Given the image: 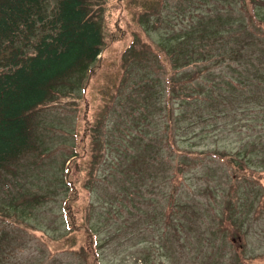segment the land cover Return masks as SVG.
<instances>
[{"label": "rangeland", "instance_id": "374dc122", "mask_svg": "<svg viewBox=\"0 0 264 264\" xmlns=\"http://www.w3.org/2000/svg\"><path fill=\"white\" fill-rule=\"evenodd\" d=\"M200 1H103L106 45L93 75L38 114L37 149L0 170V264H264V175H236L214 156L263 170L264 76L242 83L247 107L246 94L230 95L239 103L232 112L213 89L215 110L192 105L184 115L175 105L183 120L175 142L188 154L178 157L166 141L171 71L153 55L192 17L221 26L218 5ZM262 42L252 48L264 51ZM225 58L216 73L235 67ZM255 64L264 75V58ZM176 163L185 175L175 192ZM69 204L76 230L65 237Z\"/></svg>", "mask_w": 264, "mask_h": 264}, {"label": "trees", "instance_id": "16d2710c", "mask_svg": "<svg viewBox=\"0 0 264 264\" xmlns=\"http://www.w3.org/2000/svg\"><path fill=\"white\" fill-rule=\"evenodd\" d=\"M103 1L0 0V170L8 169L37 149L35 125L38 114L50 102L73 95L79 84H83L84 89L86 81L93 75L106 45L100 22ZM204 1L207 8L218 5L215 12L221 19V26L203 27L206 14L192 17L191 23L176 29L172 43L163 41L157 45L158 52L163 55L152 54L159 68L165 67L163 60L169 63L168 95L164 100L166 141L178 157L188 153L179 150L175 142V135L181 131L178 124L183 121L177 117L175 105L184 115H188V107L192 105H196L195 110L200 114L207 109L215 110L213 89L222 95V108L232 112L239 103L230 95L246 94L241 104L247 107L251 101L248 99L249 88L243 87L242 83L249 84L251 80L253 84L254 76H264L255 64L264 58V51L252 48L258 42L264 43L261 26L264 24V10L261 9L264 0ZM147 27L150 31L149 24ZM225 57L235 67L227 75L216 73L212 67L219 69L226 61ZM213 60L217 61L215 65L211 64ZM240 67H245L246 75H233L232 72L239 74ZM250 67H253V75ZM143 78L138 84H144ZM216 84L223 86L216 88ZM151 94L143 101L151 98ZM159 96L160 92H155L154 101ZM214 156L230 165L236 175H264V168L247 167L244 157L238 158L241 162L238 164L228 155ZM173 175L176 192L185 175L181 163H176ZM259 184L264 189V183L259 180ZM171 200L174 205V195ZM261 205L264 207V200ZM64 210L70 231L65 237H69L76 230V220L70 204ZM173 210V206L167 208L168 219ZM241 238L239 236V241ZM94 253L96 258V250Z\"/></svg>", "mask_w": 264, "mask_h": 264}]
</instances>
